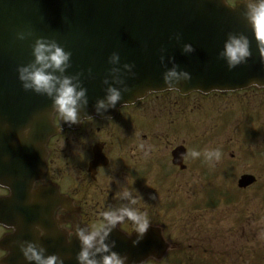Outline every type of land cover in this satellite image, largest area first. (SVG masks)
<instances>
[{
    "label": "water",
    "instance_id": "obj_1",
    "mask_svg": "<svg viewBox=\"0 0 264 264\" xmlns=\"http://www.w3.org/2000/svg\"><path fill=\"white\" fill-rule=\"evenodd\" d=\"M243 6L231 7L225 0H0V105L32 102L26 107H13L8 134L15 136L25 126L26 117L33 112L45 113L39 139L51 130V100L31 91L25 92L17 79L16 68L34 58L32 44L36 38L54 39L65 51H70L71 67L66 75L80 73L82 86L87 89L88 105L80 113V120L88 117L111 116L119 106L130 104L152 92L167 89L182 94L192 91L236 90L249 86L264 87V64H261L257 43L241 17ZM31 31L25 40L16 39V33ZM244 33L250 42L251 57L231 71L218 58L227 34ZM180 39L176 40L175 35ZM184 43L192 44L194 51L183 54ZM119 53L120 67L133 64L134 76H125L126 69L114 75L124 77L131 89L122 93L115 108L102 115L94 111L96 99L103 98L101 81L108 76L107 58ZM164 57L162 65L159 57ZM173 59L190 74L189 81H181L177 88H167L162 79L169 60ZM91 69V75L88 70ZM178 69V70H179ZM109 83L112 77L108 76ZM17 102V103H14ZM4 107L0 106V110ZM16 116V119H15ZM61 126H67L61 121ZM254 182L251 175H242L239 187ZM25 241H36L32 231L21 234ZM134 236L124 238L113 249L127 256V264H139L151 253L147 247L137 246ZM46 249V255L64 258V264H77L78 240L67 243L65 238L51 233L37 241ZM7 264H26L19 250H14Z\"/></svg>",
    "mask_w": 264,
    "mask_h": 264
},
{
    "label": "flooded vegetation",
    "instance_id": "obj_2",
    "mask_svg": "<svg viewBox=\"0 0 264 264\" xmlns=\"http://www.w3.org/2000/svg\"><path fill=\"white\" fill-rule=\"evenodd\" d=\"M226 1L234 5L239 0ZM246 93L264 100V88L250 87ZM154 96L169 100L170 111L181 115L189 98L172 91ZM175 100L181 101L179 110ZM249 101L254 103L250 98ZM143 103L121 107L110 118H90L79 126L63 129L60 117L53 112L55 132L38 149H15L11 143L3 148L0 145V184L8 187L0 189V263L19 250L13 242L24 240L21 234L34 224L43 230L52 226L72 242L76 226L91 228L100 223L103 211L132 206L146 214L150 223L147 232L158 230L167 245L161 261L151 258L144 264H181L172 258L195 248V237L188 236V213L186 210L185 214L182 201L188 195V173L196 171L198 165H191L188 150L181 161L186 169L172 164L174 146L186 142L187 120L185 124L180 118L172 124L145 117L140 110ZM263 108L258 105V109ZM260 116L252 122L257 123ZM261 121L264 123V119ZM177 123L180 143L173 141ZM162 126L166 128L161 129ZM156 141H165L167 152L160 154L154 146ZM142 142L152 146L150 156L141 155ZM30 189L37 201L31 205L25 203ZM124 190H134L135 205L120 198ZM113 230L126 236L136 233L127 219ZM151 234L157 233L152 230Z\"/></svg>",
    "mask_w": 264,
    "mask_h": 264
},
{
    "label": "clouds",
    "instance_id": "obj_3",
    "mask_svg": "<svg viewBox=\"0 0 264 264\" xmlns=\"http://www.w3.org/2000/svg\"><path fill=\"white\" fill-rule=\"evenodd\" d=\"M224 3V0H223ZM243 6L240 15L251 30L252 36L257 43V50L261 64H264V0H239ZM32 36V32L21 31L16 33V39L25 40ZM175 39L179 40L180 35L176 34ZM33 60L26 65H19L16 68L17 79L21 88L31 91L37 95L46 96L51 100L52 111L55 112L60 120L71 126L80 122V113L88 105L87 89L82 86L80 73L76 75H66V70L71 67L70 51H65L54 39L44 37L36 38L32 44ZM181 51L183 54H191L194 51L192 44L184 43ZM250 42L244 33L229 32L223 42L218 58L222 59L229 71L243 65L251 57ZM161 64H164V57L160 56ZM108 64L112 65L108 69V76L112 77V83L106 76L101 83L107 85L103 89V98H98L94 104V111L97 115H102L109 109L115 108L117 103L122 100V93H127L131 89L125 83V76H134L132 71L134 65L124 63L120 67V56L117 52H112L107 58ZM170 68L162 74L163 83L167 88H177L181 81H189L190 74L179 69L173 59L170 58ZM122 69L127 72L124 77L114 75ZM179 69V70H178ZM91 75V69L88 70ZM51 113L47 115L50 116ZM45 113L34 114L28 126L24 127L18 134L19 137L28 138L34 123L41 119ZM9 124L0 121V129L7 130ZM23 142V141H21ZM193 158L201 155L198 151L191 153ZM209 160L219 158V152L212 150L204 153ZM7 186L0 184V189ZM8 188V187H7ZM34 191L30 189L26 204L36 203ZM120 198L129 201L130 205H135L136 197L134 190H124L120 193ZM127 219L138 234L137 241L147 231L150 223L144 212L138 211L132 206H123L118 209L109 208L101 213V221L94 224L91 228L87 226H76L74 236L79 242V251L75 256L77 264H127L128 257L122 256L114 251L115 241L109 242V236L113 229ZM32 230L37 234L36 241L19 240L13 243L19 251L26 264H64V258L56 254L46 255V249L37 241L45 236V231L39 224L32 225ZM58 230V229H57ZM2 255V254H0Z\"/></svg>",
    "mask_w": 264,
    "mask_h": 264
},
{
    "label": "rangeland",
    "instance_id": "obj_4",
    "mask_svg": "<svg viewBox=\"0 0 264 264\" xmlns=\"http://www.w3.org/2000/svg\"><path fill=\"white\" fill-rule=\"evenodd\" d=\"M249 98L254 100V103H251ZM187 100L188 104L183 108L182 115L179 112L176 114L170 111L172 108L169 106V100L160 99L159 101L155 98L146 100L141 105L144 110L142 108L140 110L145 117L161 118L162 122L166 120L174 124L182 118L186 124L187 120L188 131L185 144L190 156L189 161L192 166L198 165L196 171L188 174L187 205L188 208H193L189 211L190 213L202 212L206 218L208 216L209 219L215 220L211 224L218 235L211 241L213 244L203 249L219 251L221 247L217 244L218 237H225L227 231L235 224V220L245 221L251 204L256 207L254 212L257 211V217L264 218V211L262 209L258 211L261 206V194L264 192V168L261 166V164L264 166V158L261 159L264 149V127L255 128L256 123L252 126L247 121L258 118L264 112V108L258 109V105H264V100L260 97L251 98L248 95L246 97V94L242 93L211 96L205 99L192 97ZM175 101L179 110L181 101ZM263 119L264 115H261L258 121L263 123L261 121ZM247 127L253 130L252 136L247 134ZM165 128L166 126L161 127V129ZM175 138L180 139V136H173V140ZM154 146L160 154L168 150L165 141H156ZM150 149L152 146L148 142H142L141 155L150 156ZM212 150L219 152L218 159L213 157L209 160L205 157L204 153ZM193 151H198L201 155L193 158L191 155ZM243 173L254 174L257 178L255 187L252 186L247 190L237 188L236 181ZM247 230L245 224L240 233V240L237 236L235 246L232 248L231 264H236L237 250L241 256L240 263L249 264L246 260L247 249L254 245L251 240L247 241ZM235 239L236 236L231 237V234L226 236V240L230 243ZM256 240L261 244L259 249L264 252V239L257 237ZM219 255L211 256L206 263L222 264ZM199 258H202L200 254L196 256V259Z\"/></svg>",
    "mask_w": 264,
    "mask_h": 264
}]
</instances>
